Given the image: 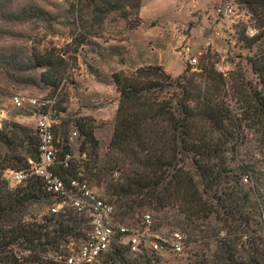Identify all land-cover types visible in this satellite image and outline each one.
Masks as SVG:
<instances>
[{
    "label": "trees",
    "instance_id": "trees-1",
    "mask_svg": "<svg viewBox=\"0 0 264 264\" xmlns=\"http://www.w3.org/2000/svg\"><path fill=\"white\" fill-rule=\"evenodd\" d=\"M68 1L77 33L64 48H49L34 57V67L44 70L42 81L53 94L77 68L80 49L91 44L94 26L85 21L90 15L103 23L113 13L129 21L135 14L132 28L142 23L143 0ZM239 2L254 17L258 31L249 36L244 30L240 38L246 48L256 49L248 62L256 85L240 66L228 78L218 72L210 48L191 76V68L175 77L161 65L139 68L133 76L115 73L120 99L106 152H99L92 122L78 121L84 137L80 153L87 159L57 169L65 178L81 176L105 189L121 223L142 225L150 211L155 229L181 231L193 257L188 264H264V160L245 161L238 148L243 128L253 130L264 155V0ZM229 97L237 100L242 113L234 111ZM58 108L66 111L60 102ZM63 127L60 158L71 151ZM38 157L37 132L16 122L0 128V263L57 264L55 258L72 240L86 237L85 219L74 212L49 213L28 223L20 219L32 203L50 206L52 195L39 179L11 188L4 172L28 169V159L36 162ZM14 247L21 252L15 253ZM161 258L146 251L135 254L118 236L99 264H160Z\"/></svg>",
    "mask_w": 264,
    "mask_h": 264
},
{
    "label": "rangeland",
    "instance_id": "rangeland-1",
    "mask_svg": "<svg viewBox=\"0 0 264 264\" xmlns=\"http://www.w3.org/2000/svg\"><path fill=\"white\" fill-rule=\"evenodd\" d=\"M221 2L235 7L231 18L217 14L216 6ZM70 7L68 0H0V128L16 122L21 128L36 132V117L15 108L11 97L17 94L41 97L54 93L53 88L42 81L44 70L34 67V57L35 53L49 48H64L72 40L77 33V25L74 24L77 19L71 14ZM97 17L93 14L85 20L94 26L90 29L94 32L91 44L80 49L78 66L69 72L66 84L59 91V102L66 110L59 118L60 124L64 125L65 138L77 156L84 140L78 131V121L92 122L100 143V154L107 150L114 133L120 99L113 79L115 73L133 76L139 68L161 65L175 77L191 68L193 70L188 73L191 76L200 69L194 70L197 66L191 65L189 60L197 57L201 64L203 54L210 48L212 63L218 72L228 78L240 66L247 80L256 85L257 76L248 63L256 49L246 48L240 38L244 30L249 36L256 35L258 31L254 17L239 0H143L140 11L142 23L136 29L131 26L136 20L135 14L131 15L130 21L117 13L108 15L103 23ZM221 44L227 48L226 53L220 52ZM228 102L235 112L242 113L236 99L229 97ZM243 130V139L238 147L240 156L245 161L264 160V155L257 148L256 134L253 138V130ZM74 131H77V136L72 139ZM21 135L20 132L18 136ZM247 152L249 155H244ZM18 153L26 154L22 149ZM4 178L11 188L18 186L12 182L8 170L4 172ZM91 185L108 201L105 189ZM49 212V205L32 203L25 208L20 219L28 223L40 220ZM147 213L153 215V212ZM153 224L155 226V222ZM172 230L164 228V232ZM13 250L21 252L17 247ZM190 258H193L190 252L185 251L181 255L161 258L160 264H188Z\"/></svg>",
    "mask_w": 264,
    "mask_h": 264
},
{
    "label": "built area",
    "instance_id": "built-area-1",
    "mask_svg": "<svg viewBox=\"0 0 264 264\" xmlns=\"http://www.w3.org/2000/svg\"><path fill=\"white\" fill-rule=\"evenodd\" d=\"M218 15L231 18L235 7L226 2L216 6ZM254 33L253 30H250ZM220 52L226 53L227 48ZM190 64L199 65L197 57L191 58ZM220 71L223 69L220 67ZM59 92L47 96H24L17 94L11 97L15 108L32 113L37 119V135L39 137V157L35 162L29 158V168L11 170L12 182L17 185L32 179H39L52 195L53 203L49 213L67 214L74 212L85 219L84 239L72 240L68 250L55 258L57 264H99L110 251L118 236L122 243L131 247L135 254L144 251L158 256L181 255L186 251L185 235L178 230L164 232L154 228L150 213L145 214L140 226L127 225L116 219L115 206L102 198L92 185L81 178L72 176L65 178L57 169L67 168L75 159H87L86 153L77 156L72 150L64 158H60V117ZM77 131L73 132L74 137ZM69 141V140H68ZM69 146H71L69 142ZM247 182L248 180L245 179Z\"/></svg>",
    "mask_w": 264,
    "mask_h": 264
},
{
    "label": "crops",
    "instance_id": "crops-1",
    "mask_svg": "<svg viewBox=\"0 0 264 264\" xmlns=\"http://www.w3.org/2000/svg\"><path fill=\"white\" fill-rule=\"evenodd\" d=\"M222 47L224 48V46L221 44V49H223ZM219 50H220V48H219Z\"/></svg>",
    "mask_w": 264,
    "mask_h": 264
}]
</instances>
